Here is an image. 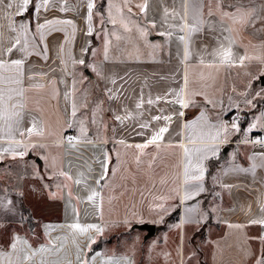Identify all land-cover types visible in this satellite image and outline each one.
I'll return each mask as SVG.
<instances>
[{
    "label": "crops",
    "instance_id": "1",
    "mask_svg": "<svg viewBox=\"0 0 264 264\" xmlns=\"http://www.w3.org/2000/svg\"><path fill=\"white\" fill-rule=\"evenodd\" d=\"M129 1L132 2L127 4L132 10L131 15L128 14L125 3H122L124 0H111V3L112 15L117 20L120 15L116 9H124L123 18L130 31L123 25L113 26L109 23L107 29L99 32L101 17L108 16L106 0H94L91 34L88 32L87 20L89 0H49L48 10H41L39 14L40 22L53 18L73 22L56 26L63 31H54L47 36V61L33 55L25 64L24 108L18 127L20 131H24L36 123V130L42 129V135H37L34 131L31 137L26 133L21 137L18 132L13 131L15 139H10L4 123L0 122V148L17 142L27 145L28 158L34 157L38 167L43 168L51 179H62L64 185L60 189H53L50 195L51 199L60 203L41 209L42 213L50 216L52 213L58 214L41 220L38 228L42 238L38 239L32 232H14L13 237L19 235L22 239H27L34 248H38L40 244H46L58 236H66L68 240L61 243L65 244L68 255L74 259L77 249L72 243L73 230L61 226L73 223L85 226L98 224L105 230L113 222H128L129 218L125 213L132 212L133 215L138 212L139 205L133 203V199L174 197V208L166 205L163 208L167 211H163L156 203L151 206L154 208L151 211H178L173 228V236L177 242V264H186L185 256L189 246L197 252L200 264H255L259 255L264 253V240L261 239L264 237V225H254L250 221L253 218H264V212L261 211L264 208V167H261L264 159L260 155L264 152V147H257L247 140L252 135H261L264 139V117H261L264 112V96L253 99L255 107L247 105L245 99L252 98L256 91L264 88V81H256V76L250 71L253 65L264 64L261 59H257L264 58V31H260L262 25L257 22L254 27H239L232 33L235 41L232 46L234 58L246 55L249 59L245 60L243 66L235 60L229 66L221 64L218 58L210 55L218 47L221 33L227 35L220 25L210 30L206 23L201 32L192 34L190 44L180 41V35H185L186 41L189 40L188 35L181 33L178 26L180 15L190 20L191 0ZM36 2L39 3V0ZM145 2L148 5L147 11L141 13L137 6ZM119 3L123 5L120 7ZM62 5H66L68 10L61 12ZM241 5L258 9L264 6V0H197V8L205 21L212 19L215 24L217 20H222L225 26H230L231 21L222 17V14L231 13L235 11L233 6ZM209 11L213 14L211 18ZM20 19L17 18L18 22ZM24 19L35 22V16L31 12L26 13ZM153 20L155 27H152ZM141 29L144 35L141 34ZM66 38L68 43H65ZM61 45L64 50L58 52ZM84 48L87 51L82 53ZM93 51L95 56L92 55ZM189 51L191 55H186ZM201 57L203 63L200 62ZM80 58L101 70L100 79H93L100 80L102 86L101 94H98L104 111L102 115L105 117L102 135L97 130L81 125L77 121V116L80 117L78 113L72 122L73 126L69 127L66 108L71 99L66 104L64 93L72 91V77L69 75L72 67L77 70L84 67L72 64L73 59ZM37 69L41 72L35 75L36 78L27 79ZM43 70H46L47 79H41ZM86 73L89 74L87 69ZM231 74L234 78L232 84ZM89 75L92 77V72ZM243 76L247 79V86L241 82ZM185 78L189 82L187 86ZM52 80L56 81L55 85ZM181 87H185V100L188 91L196 93L192 97V105L188 107L174 103L175 97L170 94L178 92ZM79 92L81 91L75 87L73 98L77 108L83 107L78 102ZM244 93H247V97L242 95ZM149 100L152 101L151 104L148 103ZM208 100L215 107L208 104ZM137 104H141V107L137 108ZM180 112L183 116L178 115ZM116 116L126 118L118 121ZM155 116H170L171 120H153L152 117ZM236 116H239V132L231 128ZM191 121H196L194 128L188 127ZM205 121L207 125L226 124L227 138L215 141L190 139V135L201 131L215 133L216 128L206 126ZM253 123L257 126L247 132V128ZM142 124H147L148 127L141 128ZM81 126L85 129L83 135ZM160 127L168 128L162 139L148 145L142 152L130 147L146 143ZM69 136L76 138L71 144L67 140ZM202 143H213L219 148L215 157L209 154V158L202 161V166L206 169L203 180L206 191L177 207L179 201L176 191L181 198L185 194L184 166L187 157L184 147L191 149ZM33 146L40 148L46 156L45 160L34 154L38 153L37 150H33L34 153L31 151ZM112 153H115L114 157ZM105 154L111 158L108 164L111 179L107 185L109 191L113 190L112 193L118 195V207L112 203L113 194L107 200V188L97 189L93 182L99 178L100 161L104 160ZM137 156L140 157V163L136 161ZM209 162L217 167L215 177H209ZM196 163L193 156V164ZM253 164L256 165L254 171L233 170L252 169ZM61 171L68 172L72 179L59 175ZM143 172L148 176L141 175ZM132 173L135 174L131 175ZM77 179L86 180L87 186L83 182L76 184ZM104 183L105 181H101V184ZM225 184L231 187L224 188ZM92 189L100 191L103 197L102 215L99 197L95 201H87V195ZM124 197H130V201H125ZM197 204L200 212L207 213L206 220L199 224L182 223L186 216L185 207ZM212 209L215 211H211ZM102 235L103 233L89 230L88 233L78 235L77 243L83 246L85 239L89 237L97 243ZM113 244V241L107 239L91 252L85 249L89 264L91 256L96 252L102 254L97 257L96 264H103L109 257L121 260L122 264H127L128 261L134 264V255L122 252L117 247L113 249Z\"/></svg>",
    "mask_w": 264,
    "mask_h": 264
},
{
    "label": "snow or ice",
    "instance_id": "2",
    "mask_svg": "<svg viewBox=\"0 0 264 264\" xmlns=\"http://www.w3.org/2000/svg\"><path fill=\"white\" fill-rule=\"evenodd\" d=\"M108 5V21L116 26L117 24L123 25L126 30L128 29V25L123 18L124 9L117 8L116 11L120 15V19L117 20L116 17L112 15V3L111 0H106ZM125 7H127L128 0H124ZM141 13H146L148 5L147 2L144 4L138 5ZM235 11L231 13H223L222 17H225L231 21L230 26H225L222 23V20H217L214 24L212 19L205 21L203 18L202 12L197 8V0H191V8L192 14L190 20L185 19V16H179V31L181 33H186L189 37V40L186 41L185 35H180L179 39L182 42L190 44V38L192 34L201 32L203 30L204 25L207 23L208 28L211 30L216 25H220V27L226 30L227 35L221 33L220 41L218 42V47L210 53L211 56L219 59L221 64H227L231 66L235 61H238L240 66L244 65L246 59H249L246 55H239L234 58L233 53V44L234 39L232 38V33L237 31L239 27L250 26L254 27L257 22H260L262 25L260 31H264V6L257 8H248L246 5H241L239 7L233 6ZM31 8V14L35 16V22L30 19H24L25 14L29 13V9ZM49 8V0H39V3L36 0H0V122H3L7 131L8 138L15 139L12 135L13 131L19 133L21 137L25 135V133L31 137L33 132L36 131L37 135H42V129L36 130V123H33L29 128L24 131H20L19 124L22 120V109L24 108L23 100L25 89L23 87V83L25 80V64L29 57L35 55L37 57L42 58L44 61L49 59L48 56V44H47V36L50 35L54 31H63L62 28H57L58 25L72 24L71 20H61L57 18H53L50 20H44L40 22L39 14L41 10L47 11ZM88 32L91 34L92 32V9L95 8L94 0H89L88 5ZM68 8L66 5H62L60 7L61 12L67 11ZM127 12L129 15L132 14V10L130 7H127ZM165 13L167 14V9H165ZM209 17H212L211 11L208 13ZM17 18H21L18 22ZM104 17H101V21L103 22ZM152 27H155V21L152 22ZM74 28V25H73ZM141 34L144 35L143 29H141ZM163 34V33H162ZM171 35V32L168 33ZM119 39V37H117ZM39 41V42H38ZM65 43H68V39L66 38ZM106 41V45H107ZM64 46L61 45L58 52H63ZM82 53L87 51V48L81 50ZM95 51L92 52V55L95 56ZM105 59H107V47H105ZM186 55H191V52H187ZM257 59H261L264 62V58L257 57ZM203 63V58L200 60ZM63 63V61H62ZM73 65H83L85 69L91 68L93 72L97 71L95 65H90L85 62L84 59H73ZM69 75L72 76V73L69 72ZM35 74L29 75L27 79L32 80L35 79ZM42 79H47L46 77H41ZM256 81L264 80V71H261L255 78ZM53 85L56 84L55 80L51 81ZM63 82V81H62ZM115 83V81H113ZM187 78H185V86L188 84ZM76 87L75 77L72 76L71 80V88L72 91H66L64 93V99L67 102L71 99V103L67 106L66 110L69 115V127H72V122L77 116V104L75 102L74 92ZM251 85H249V88ZM110 91V90H109ZM175 97L174 103L180 105L181 107H188L192 105V97L196 95V93L192 91L187 92V100H185V87H181L180 90L173 91L170 93ZM247 97V93H244ZM264 96V88H261L259 91H256L252 98H246L245 103L247 105H251L255 107L253 104V99L256 97ZM111 98V97H109ZM159 99V97L157 98ZM231 99V98H229ZM149 104L152 103L151 100L148 101ZM208 104L215 107L211 100L207 101ZM86 106V105H85ZM141 107V104H137V108ZM239 108V105L236 106ZM178 115L183 116V113L180 112ZM203 115V114H202ZM261 117H264V112L261 113ZM126 117L116 116L115 119L121 121ZM153 120H171L170 116H155L152 117ZM238 118H234L231 124V128L233 131L239 132V125L237 122ZM196 125V121H191L188 125L189 128H194ZM205 125L208 127L216 128L215 133L212 132H204L201 131L199 133L190 135V139L193 140H209L215 141L217 139H226L228 126L226 124L220 125H207L205 121ZM257 125L255 123L250 124L247 128V132H251L253 128ZM148 127L147 124H142L141 128ZM81 134L85 133V129L81 126ZM168 131L167 127H160L158 131H156L150 139L146 140V143L137 144L130 147H135L141 152L148 147L150 144H154L158 139L163 138V134ZM75 137H67L68 142L71 144ZM253 143L264 144V139H259L254 141ZM74 146V145H73ZM35 147V146H33ZM180 147H184L180 145ZM17 148H23L22 151L16 152ZM28 146L21 145L19 142L16 144H9L8 147L3 149L4 153L12 152L14 155L23 156L26 154ZM219 151L217 145L213 143H202L199 146H195L194 148H186L184 147L185 156L187 157V163L184 166V185H185V194L181 198L179 196V192L176 191V196L179 201L177 207H179L180 203H186L187 201L193 200L195 197H199L201 193L205 192L206 189L203 185L204 175L206 169L202 166V161L207 160L209 158V154L215 157ZM261 158L264 159V152L261 154ZM193 156H195L197 163L193 164ZM3 154L0 153V160H3ZM110 157L105 154L104 160L100 161L101 164V173L99 178L94 180L93 182L96 185L97 189H103L107 187V178L109 176L108 164L110 162ZM137 163H140V157H136ZM256 165L253 164L252 169H233L234 171H250L255 169ZM264 167V164L261 165ZM59 175L65 177L66 179H72L71 175L68 172L61 171ZM81 177L83 178V173H81ZM101 181H105L104 184H101ZM84 183L87 186L86 180L77 179L75 181L76 184ZM224 188H230L231 186L225 184ZM100 198L101 201V215H102V200L101 192L96 189H92L90 194L87 195V201H95L96 198ZM12 201H7V205H11ZM163 211H167L164 209L162 205H158ZM0 208H3L6 211H12L13 209L10 207H6L5 205H0ZM186 216L185 220L182 221L199 224L202 221H205L207 218V213L200 212L199 205L196 206H187L184 209ZM211 211H215L212 209ZM264 212V208L261 209ZM195 215H192L194 214ZM251 224H259L264 225V218L260 219H251ZM68 227L73 230L72 232V243L76 245V253L75 258H71L68 255V250L64 243L61 241H67L68 237H56L54 240H49L46 244H40L38 248H34L27 239H22L19 235H15L13 237L12 242L9 245V250L0 249V264H89V260L87 258V253L85 249L88 251L92 250V245L96 243L95 239L86 238L83 246L80 243H77V237L79 234L88 233L89 230H95L96 233L102 234L104 228L98 224H89V225H81L79 223H73L71 225L61 226ZM264 240V237L261 238ZM102 254L100 252H96L93 256H91V264H96L97 257H100ZM47 257V258H46ZM103 264H122L121 260L114 259L109 257L107 260L103 262ZM127 264H131L130 261ZM255 264H264V253H261L259 257L256 259Z\"/></svg>",
    "mask_w": 264,
    "mask_h": 264
},
{
    "label": "rangeland",
    "instance_id": "3",
    "mask_svg": "<svg viewBox=\"0 0 264 264\" xmlns=\"http://www.w3.org/2000/svg\"><path fill=\"white\" fill-rule=\"evenodd\" d=\"M122 3H119L120 7L123 5ZM128 3L130 4L132 2L128 0ZM123 16H125V14H123ZM104 20L99 32L107 29V25L110 23L108 21V16H106ZM37 64H40V62H37ZM83 69L84 67L80 70L72 67L71 72L72 76L77 78L76 89L81 91L78 95V102L83 105V107L77 108V113L80 116H77V121L81 122L83 126L99 131L98 133L102 135V122L104 123L105 121V117L102 115L104 112L101 106L102 103L99 100L102 86L100 80L93 79L95 77L100 79L101 70L97 68V71L93 72L89 68L93 75L91 77L86 73V69ZM263 70L264 64H255L250 71L257 76ZM45 71L46 70H43L42 77H45ZM40 72L41 70L37 69L34 70L32 74L38 75ZM246 80L244 76L241 78V82L247 86ZM233 82L234 78L231 74L230 84ZM98 127L101 129L99 130ZM3 149L4 148H0V153H2L4 157L3 160H0V205H5L13 210L6 211L0 208V249H9L14 232H19L21 234L32 232L38 239L42 238V234L38 228L39 223L46 217L48 218L58 214L52 213L50 216L49 214L42 213L41 209L45 208L47 205L54 206L55 203H60V201L51 199L50 195L53 189H60L61 186L64 185V181L60 178L51 179V176L48 175L43 168L38 167L34 157L28 158V151H26L25 155L19 156L14 155L12 152L4 153ZM22 150L23 148H17L16 152ZM33 150H37L38 153H34ZM31 151L40 158L46 159L45 154L41 152L39 147H33ZM114 155L112 153V157H114ZM223 162L224 161H222V163ZM207 167L210 172L209 177H215L217 167H215L214 164L211 165L210 162ZM44 168L46 169L45 166ZM113 169L114 167L112 165L111 170ZM110 175L107 178V183H109L111 179ZM141 175H144V177L148 176L145 172ZM129 185L131 186L132 183L130 182ZM106 188V197L107 200H109L113 194V190L109 191L108 185ZM137 194L139 193L137 192ZM113 196L112 203L118 207L120 202L116 197L118 195L113 194ZM124 199L125 201L128 199L130 201V197H124ZM9 200L12 201L11 205H7V201ZM175 202L174 197H143L142 200L133 199V203L139 205L138 212L133 215L131 214L132 212L129 214L125 213L128 215V222L123 223L116 221L108 224L103 231L101 243L107 239L113 241L115 243L112 245L113 249L117 247L122 252L134 255V264H177L178 251L177 242L173 236L175 235L173 228L178 211L177 209L167 213L162 211L154 213L151 211L153 208H151V206H153V204L157 203L163 207L168 205L174 208ZM22 206L26 209L28 208L31 213L25 216ZM141 208L143 210H141ZM28 219L29 222H27ZM148 225H154L156 227L154 234H149L146 228ZM191 247L192 246H189V251H186V264H200L197 260V252L193 251Z\"/></svg>",
    "mask_w": 264,
    "mask_h": 264
},
{
    "label": "built area",
    "instance_id": "4",
    "mask_svg": "<svg viewBox=\"0 0 264 264\" xmlns=\"http://www.w3.org/2000/svg\"><path fill=\"white\" fill-rule=\"evenodd\" d=\"M235 118H238L237 121H239V116H236ZM262 139L261 135H252L247 141L249 143L255 144L257 147H264V144H258V143H253L256 140Z\"/></svg>",
    "mask_w": 264,
    "mask_h": 264
},
{
    "label": "trees",
    "instance_id": "5",
    "mask_svg": "<svg viewBox=\"0 0 264 264\" xmlns=\"http://www.w3.org/2000/svg\"><path fill=\"white\" fill-rule=\"evenodd\" d=\"M30 12H31V8L29 9V13H30ZM22 207H23V213H24L25 216L31 213V212L28 210V208L26 209V208H24V206H22ZM27 222H29V219H28ZM102 238H103V237H102ZM102 238L99 239V241H98L96 244H94V245L92 246V250H94L95 248L99 247L100 244H102V243H101V242H102ZM92 250H91V251H92ZM91 251H90V252H91Z\"/></svg>",
    "mask_w": 264,
    "mask_h": 264
},
{
    "label": "water",
    "instance_id": "6",
    "mask_svg": "<svg viewBox=\"0 0 264 264\" xmlns=\"http://www.w3.org/2000/svg\"><path fill=\"white\" fill-rule=\"evenodd\" d=\"M87 72L89 74H91V72L89 71V69H87ZM146 228L148 229L150 235L154 234L155 231H156V227L154 225H148V226H146Z\"/></svg>",
    "mask_w": 264,
    "mask_h": 264
}]
</instances>
